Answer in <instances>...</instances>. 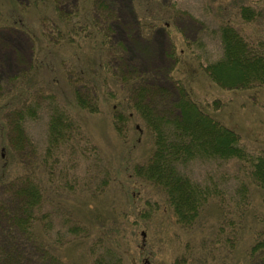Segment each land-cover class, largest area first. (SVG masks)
<instances>
[{
    "label": "rangeland",
    "instance_id": "374dc122",
    "mask_svg": "<svg viewBox=\"0 0 264 264\" xmlns=\"http://www.w3.org/2000/svg\"><path fill=\"white\" fill-rule=\"evenodd\" d=\"M86 1L0 0V99L15 77L33 78L36 83V91L23 105V111L31 105L35 112L24 121L20 150L13 145V126L11 133H0V154L5 159L0 164L7 167V176L33 167L44 186L40 210L51 225L47 237L57 239V252L65 261L189 264L201 257L204 264H243L255 230L263 227L259 220L264 218V192L247 183L251 186L242 196L248 178L237 171L240 166L234 160L192 161L182 171L196 183L215 184L218 194L194 224L178 223L163 192L137 175L153 146L149 126L137 117L140 121L135 119L133 125L119 121L117 127L114 117L122 104L115 102L113 108L109 98L124 95L114 80L119 71L122 78L127 72H147L159 87L155 91L166 92L169 106L185 89L207 115L235 130L246 150L264 154V87H222L206 69L222 55V22L247 41H264V0H91L100 16L94 7L87 10ZM101 6L107 7L106 15ZM69 13L76 16V31L81 33L70 37L71 42L66 37L57 40L56 33L68 36L69 26L64 28L62 21ZM92 18L99 31L89 28ZM109 49L116 51L115 57L108 68H99ZM71 67L86 69L84 76L94 68V86L69 85L67 77L72 75L66 70ZM78 94L86 100L95 96L98 111L80 107L75 101ZM154 101L162 114L173 112L158 103L161 98ZM57 105L69 114L73 140L50 150V108ZM136 124L139 129H134ZM73 142L76 145L69 147ZM247 203L253 214L246 210L238 234L227 228L231 221L220 227L222 215H230L233 204L245 210ZM74 225L78 226L72 239L68 229Z\"/></svg>",
    "mask_w": 264,
    "mask_h": 264
},
{
    "label": "trees",
    "instance_id": "16d2710c",
    "mask_svg": "<svg viewBox=\"0 0 264 264\" xmlns=\"http://www.w3.org/2000/svg\"><path fill=\"white\" fill-rule=\"evenodd\" d=\"M93 1H86L87 10L94 7ZM106 8L100 7L105 15ZM245 8L243 7L242 11L246 17H249L250 12ZM97 10L94 7V13L99 15ZM88 21H90L88 24L91 25L89 28L99 31L97 20L92 18ZM62 23L64 28L66 25L69 26L66 30L68 36L56 33L54 37L60 40L66 37L67 41H70V37L76 36L74 34L79 32V30L76 31L77 18L73 13H69ZM54 24H59V22ZM219 31L222 55L206 67L211 78L226 88H249L253 85L264 87V41L258 40L255 43L247 41L226 22L221 23ZM80 33L81 30L78 35ZM112 54H116V51L107 50L106 59L99 63V68H108L111 58L115 57ZM126 64L128 63H125V69L128 68ZM85 70L80 68L77 70L75 67L67 68V75H72L67 77L69 85L76 88L78 84L81 87L85 85L88 87L91 84L93 87L96 80L92 78L96 77H92V75L96 70L89 68L87 72L90 76H84ZM119 72L120 75H123L121 71ZM127 74L124 78L119 75L116 77L117 79H114L116 83L120 82L121 88L124 90L122 98L125 102L117 95H110L109 98L110 101H113V108H116V103L122 104L116 111L118 114H115L117 117H114L115 124L120 121L119 125L130 126V124L133 125L135 119L140 118L141 121L138 120L142 124L149 126L153 137V146L146 161L138 166L137 175L150 181L163 192L178 223L183 226L194 224L209 199L217 197L218 194L215 184L210 187L196 183L182 171L181 167L192 161L199 159L234 160L240 166L237 171L240 170V173L248 178V182L242 185V196L246 195L245 192L251 185H254L258 191L264 192V154H253L246 150L240 144L238 133L221 121L207 115L185 89L180 90L179 99L169 106L166 102L168 100L166 92L161 88L159 91H155L159 87H154V81L149 73L133 75L127 72ZM31 81L33 78L25 79L23 77L9 80L5 86L6 94H8L0 99V133L2 132V135L5 136V134L11 133V128L14 127L13 145H15L16 151L20 150V143L25 140L24 121L26 118L33 117V112H35V107L31 105L26 111H23L27 97L36 91V83ZM48 95L53 98L52 93H48ZM128 95L132 98L128 99ZM158 97L161 98V102L158 103L164 108L167 106L165 110L173 112L162 114L156 108L157 103L154 101ZM75 101L80 107L86 108L90 112L98 111L95 96L86 100L78 94ZM57 106L50 108L49 129L51 134L48 139L50 150L73 140L69 132L73 126H71V122L67 121L70 118L69 114L63 107ZM116 126L118 127V124ZM134 127V129H139L138 124ZM75 145L73 142L69 147ZM50 150L48 153H51ZM2 159L4 158L0 154V161ZM43 164L42 162L41 165ZM52 164L54 163L52 162ZM6 169L7 167L2 162L0 164V264H79L78 262L65 261L60 257L56 247L60 243L57 239L52 241L47 237L51 225L48 221L43 220L46 219L47 213L40 210L44 186L39 180H36L33 167H29L25 173L12 177L7 176ZM63 187L60 186V188ZM64 189L66 188L64 187ZM248 205V203L244 205L245 210H242L239 204H233V209L229 210L230 215H222L224 222L220 227H225L226 222L231 221L227 228L232 230V234H238L242 229V220L245 218L246 210H251V214H253L252 207ZM259 221L263 223V227L255 230L252 245L249 247L243 264H264V218ZM39 223L43 233L39 232L37 227ZM76 226L68 229V233L74 235L72 239L76 238ZM79 238L82 239L83 236L79 235ZM226 239L228 240V238ZM227 240L226 243H230ZM104 245V250L108 251L107 245ZM187 258L189 259V257ZM200 260L201 257L195 258L194 261L191 259L189 264H204L201 262L203 260Z\"/></svg>",
    "mask_w": 264,
    "mask_h": 264
},
{
    "label": "water",
    "instance_id": "95a60500",
    "mask_svg": "<svg viewBox=\"0 0 264 264\" xmlns=\"http://www.w3.org/2000/svg\"><path fill=\"white\" fill-rule=\"evenodd\" d=\"M142 235H144V232H142ZM144 264H150V263H148V261L147 260H145V262H143Z\"/></svg>",
    "mask_w": 264,
    "mask_h": 264
}]
</instances>
